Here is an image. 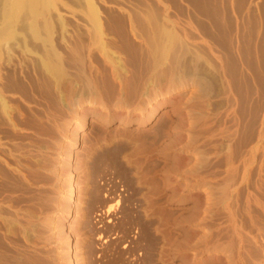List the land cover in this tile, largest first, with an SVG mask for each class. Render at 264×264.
I'll return each instance as SVG.
<instances>
[{"label":"bare ground","instance_id":"bare-ground-1","mask_svg":"<svg viewBox=\"0 0 264 264\" xmlns=\"http://www.w3.org/2000/svg\"><path fill=\"white\" fill-rule=\"evenodd\" d=\"M102 144L164 264H264V0H0V264H78Z\"/></svg>","mask_w":264,"mask_h":264},{"label":"rangeland","instance_id":"rangeland-1","mask_svg":"<svg viewBox=\"0 0 264 264\" xmlns=\"http://www.w3.org/2000/svg\"><path fill=\"white\" fill-rule=\"evenodd\" d=\"M190 89L187 86L182 90L183 97L189 96ZM113 146L102 144L87 162L85 182L93 206L78 225V264H164L159 258L163 240L155 218L147 224L141 219L132 224L129 221V216L140 214L146 188L139 185L133 168L123 159L124 149L120 152L115 146V151ZM193 159L191 152V164ZM100 211L101 216L97 215ZM139 226L142 230L137 229Z\"/></svg>","mask_w":264,"mask_h":264}]
</instances>
